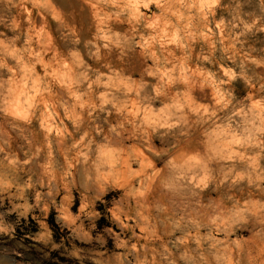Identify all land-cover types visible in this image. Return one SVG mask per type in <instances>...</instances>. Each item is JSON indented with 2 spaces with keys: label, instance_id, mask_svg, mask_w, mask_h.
Returning <instances> with one entry per match:
<instances>
[{
  "label": "clouds",
  "instance_id": "clouds-1",
  "mask_svg": "<svg viewBox=\"0 0 264 264\" xmlns=\"http://www.w3.org/2000/svg\"><path fill=\"white\" fill-rule=\"evenodd\" d=\"M0 264H264V0H0Z\"/></svg>",
  "mask_w": 264,
  "mask_h": 264
}]
</instances>
